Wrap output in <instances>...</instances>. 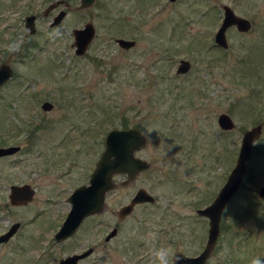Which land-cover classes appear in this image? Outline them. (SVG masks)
Listing matches in <instances>:
<instances>
[{
	"label": "rangeland",
	"instance_id": "374dc122",
	"mask_svg": "<svg viewBox=\"0 0 264 264\" xmlns=\"http://www.w3.org/2000/svg\"><path fill=\"white\" fill-rule=\"evenodd\" d=\"M53 0H0V63L13 73L0 86V146L19 149L0 157V232L22 225L0 242V264H57L72 252L93 250L77 264H153L155 249L197 254L209 203L234 165L244 130L263 121L245 176L221 216L220 234L205 264H252L264 259V0H66L43 15ZM251 21L249 30H226L222 47L214 33L222 4ZM62 20L50 25L60 10ZM35 13L36 31L25 26ZM91 21L95 34L76 54L73 28ZM135 43L121 47L116 37ZM18 50L10 52V45ZM181 58L190 61L176 72ZM53 106L43 109V101ZM230 114L235 126L221 128ZM126 124V125H124ZM138 127L146 135L136 155L150 166L115 186L103 211L55 240L70 207L67 195L88 181L112 127ZM1 156V155H0ZM29 183L34 197L9 202L11 184ZM144 187L155 201L118 208ZM117 227L115 235L105 234Z\"/></svg>",
	"mask_w": 264,
	"mask_h": 264
},
{
	"label": "water",
	"instance_id": "95a60500",
	"mask_svg": "<svg viewBox=\"0 0 264 264\" xmlns=\"http://www.w3.org/2000/svg\"><path fill=\"white\" fill-rule=\"evenodd\" d=\"M94 0H80L78 7L90 5ZM60 3L67 4L66 0H53L49 2L43 9L46 14L50 9ZM223 18L221 24L215 33V41L222 47H227L226 28L230 25H236L240 31H246L251 27L249 18L235 13L233 8L228 4H223ZM66 10L60 9L50 21V25L58 24L65 15ZM35 13L25 15V26L30 33L36 31ZM95 27L91 21H86L82 27L73 28V45L76 54H83L90 41L94 37ZM116 42L121 47L128 48L135 43L132 38L123 36L116 37ZM190 62L186 58H181L177 64L176 72L187 70ZM13 68L9 62L0 63V86L10 78ZM43 109H49L53 103L45 100L41 104ZM218 124L221 128L230 129L235 126V122L230 114L221 112L217 116ZM263 121H260L243 131L240 139L238 153L228 172L225 181L219 187L213 199L203 205L196 207V212L208 218L207 238L202 249L194 255H187L181 251H175L172 254L171 264H205L206 259L214 248L221 229L222 212L227 205L229 199L238 190L245 176L248 161L250 159L253 142L259 137L262 131ZM146 143V135L135 126L112 127L104 136V148L96 160L93 170L90 172L88 181L75 186L67 195L70 207L66 212L60 226L55 231L54 236L57 240H62L73 234L82 220L105 208L106 194L112 189L116 182L113 178L115 173H124L126 177L120 181V184H126L134 179L138 173L150 166V161L136 155V150L142 148ZM19 148L17 144L0 146V155L13 153ZM35 189L29 183L11 184L9 187V202L11 204H25L34 197ZM259 195H264V183L259 187ZM144 201H155L154 195L147 191L144 187H139L130 198L129 202L122 204L117 214L123 218L130 213L134 205ZM19 222H14L10 228L0 234V241L7 240L15 231ZM117 231V227L113 226L106 234L105 238L109 239ZM89 247L80 252H72L58 259L57 264H77L78 260L85 257L92 251ZM264 264V259H263Z\"/></svg>",
	"mask_w": 264,
	"mask_h": 264
},
{
	"label": "clouds",
	"instance_id": "9594fccd",
	"mask_svg": "<svg viewBox=\"0 0 264 264\" xmlns=\"http://www.w3.org/2000/svg\"><path fill=\"white\" fill-rule=\"evenodd\" d=\"M8 50L10 52L17 51L18 45L16 44L10 45ZM170 258H171V254L168 249L166 248L155 249L153 255V264H170ZM252 264H261V261L259 259H254L252 261Z\"/></svg>",
	"mask_w": 264,
	"mask_h": 264
},
{
	"label": "flooded vegetation",
	"instance_id": "af4514ba",
	"mask_svg": "<svg viewBox=\"0 0 264 264\" xmlns=\"http://www.w3.org/2000/svg\"><path fill=\"white\" fill-rule=\"evenodd\" d=\"M223 4H227V3H223ZM223 4H222V5H223ZM228 5H229V4H228ZM229 6H230V5H229ZM222 9H223V7H222ZM48 13H49V11H48L46 14H48ZM46 14H43V15H46ZM245 17H246V16H245ZM36 18H37V16L35 17V20H34L35 22H36ZM222 18H223V17H222ZM247 18H248V17H247ZM221 20H222V19H221ZM251 25H252V24H251ZM35 26H36V25H35ZM230 26H235V27H236V25H230ZM230 26H228L227 28H229ZM218 27H219V26H218ZM227 28H226V30H227ZM236 28H237V27H236ZM217 29H218V28H217ZM217 29H216V30H217ZM248 30H249V29H248ZM215 33H216V31H215ZM215 33H214V40H215ZM225 33H226V31H225ZM215 42H216V41H215ZM216 43H217V42H216ZM84 53H85V52H84ZM186 59H187V58H186ZM188 61H189V60H188ZM189 62H190V61H189ZM190 64H191V63H190ZM189 67H190V66H189ZM189 67H188V68H189ZM188 68H187V69H188ZM185 71H186V70H185ZM185 71H181V72H185ZM177 73H179V72H177ZM19 147H20V146H19ZM18 149H19V148H18ZM6 155H9V154H4V155H1L0 157H2V156H6ZM29 201H30V200H29ZM29 201H28V202H29ZM28 202H27V203H28ZM25 204H26V203H25ZM85 218H86V217H85ZM85 218H84V219H85ZM84 219H83V220H84ZM83 220H82V221H83ZM14 222H19L17 228L15 229V231H14V232L8 237L7 240H3V241H0V242L8 241V240H9V239H10V238H11V237L17 232L18 228L22 225L21 221H19V220L12 221V222L7 226V228H6L5 230H3V231L0 232V234H2L3 232L7 231V230L10 228V226H11ZM55 231H56V230H55ZM116 232H117V231H116ZM54 233H55V232H54ZM106 234H107V233H106ZM106 234H105V236H106ZM115 234H116V233H115ZM115 234H114V235H115ZM105 236H104V239H106ZM54 238H55V236H54ZM55 240H57V239L55 238ZM62 240H63V239H62ZM57 241H59V240H57ZM90 247H92V246H90ZM92 250H93V249H92ZM57 263H58V262H57Z\"/></svg>",
	"mask_w": 264,
	"mask_h": 264
},
{
	"label": "trees",
	"instance_id": "16d2710c",
	"mask_svg": "<svg viewBox=\"0 0 264 264\" xmlns=\"http://www.w3.org/2000/svg\"><path fill=\"white\" fill-rule=\"evenodd\" d=\"M124 125H126V124H124Z\"/></svg>",
	"mask_w": 264,
	"mask_h": 264
}]
</instances>
